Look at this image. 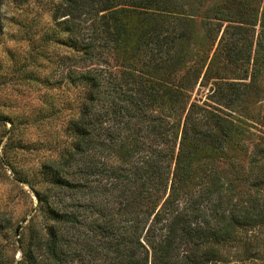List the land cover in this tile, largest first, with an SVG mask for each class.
Returning <instances> with one entry per match:
<instances>
[{"label": "trees", "instance_id": "obj_1", "mask_svg": "<svg viewBox=\"0 0 264 264\" xmlns=\"http://www.w3.org/2000/svg\"><path fill=\"white\" fill-rule=\"evenodd\" d=\"M11 1L50 12L80 90L16 264L263 260L264 0Z\"/></svg>", "mask_w": 264, "mask_h": 264}, {"label": "rangeland", "instance_id": "obj_2", "mask_svg": "<svg viewBox=\"0 0 264 264\" xmlns=\"http://www.w3.org/2000/svg\"><path fill=\"white\" fill-rule=\"evenodd\" d=\"M56 36L63 37L39 4L18 7L7 0L0 11V264L23 258L43 222L35 191L48 187L44 166L63 160L73 147L68 123L78 115L80 90L64 79L60 60L72 52ZM261 84L250 110L260 116L253 132L264 137ZM233 155L247 164L246 153Z\"/></svg>", "mask_w": 264, "mask_h": 264}]
</instances>
